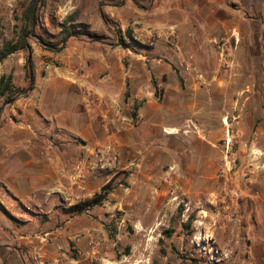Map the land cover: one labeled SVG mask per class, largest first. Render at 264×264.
Segmentation results:
<instances>
[{
  "label": "crops",
  "instance_id": "1",
  "mask_svg": "<svg viewBox=\"0 0 264 264\" xmlns=\"http://www.w3.org/2000/svg\"><path fill=\"white\" fill-rule=\"evenodd\" d=\"M231 1L238 0H89L80 6L85 34L110 38L114 22L124 39L130 28L141 44L76 36L60 52L40 48L39 57L34 54V89L0 114V202L29 225L17 226L0 211L1 260L17 252L24 262L22 248L31 244L40 250V263L59 264L60 249L73 248L71 261L60 264H95L90 244L103 240L101 264H126L129 256L115 248L127 234L121 236L124 224L133 219L135 226L157 231V214L176 208L174 201L181 199L183 212L197 211L193 241L208 240L207 254L218 263L264 264V188L244 191L229 205L233 219L220 214L217 220L202 201L205 181L217 179L219 143L229 129L218 100L234 108L235 94L264 91V44L255 37L264 30V0L250 17L246 9L230 12ZM222 10L228 17L219 16ZM225 33L245 36L244 52L239 55L238 44L230 70L209 59L215 55L213 41ZM155 35L159 39L145 46ZM185 59L200 66L207 84L184 80L178 64ZM83 89L95 92L101 103H87ZM111 139L117 141L120 164L103 169L95 153ZM109 183L112 191L102 205L72 210ZM114 211L125 215L120 235L109 241L105 226ZM147 218L152 221L146 224ZM128 247L134 256V247L126 252Z\"/></svg>",
  "mask_w": 264,
  "mask_h": 264
},
{
  "label": "rangeland",
  "instance_id": "2",
  "mask_svg": "<svg viewBox=\"0 0 264 264\" xmlns=\"http://www.w3.org/2000/svg\"><path fill=\"white\" fill-rule=\"evenodd\" d=\"M31 1L32 0H0V51L5 42L11 40L16 41L19 38L21 29L24 26L22 16ZM88 1L89 0H42L38 13L39 21L36 29L37 34L42 36L51 45L61 46L64 37L62 23L78 6L80 9V6L87 5L89 3ZM260 1L261 0H252L251 10V2L245 4L244 0H238L236 1L237 3L231 1L230 4L228 3L229 7L227 9H229L230 12L238 11V9H246L248 17L251 15L255 16L257 5L260 4ZM143 6L146 8L147 4ZM225 12L226 11L223 10L220 11L219 16L228 17ZM109 23L111 26L113 25V29L109 30L112 37H103L104 40L102 41L106 40L111 43H119V37H123L120 31L121 28L114 22ZM192 26L196 27L198 25L192 24ZM202 27L200 26V28ZM202 29L205 31L204 28ZM129 30L130 28L126 31L127 38L124 39L123 37L124 42L128 41L132 45H140V41L129 37ZM179 30L180 29H178V31ZM255 37L257 38V42L261 40L264 44V30L262 34L258 33ZM174 38L175 40H173L172 43L174 47L178 49V36L174 35ZM243 38H245L243 35L238 38L234 34H222L213 41V45H211L210 49L215 55L212 56L214 59L210 57L209 59L218 62L221 70L232 69L235 65L234 51L236 46L238 44L241 46L239 55L244 52L242 47L244 42ZM158 39L159 35H155L144 44L145 46H150ZM29 42L32 47L33 56L37 54V57H39L38 50L40 48L47 50L43 48L42 42L37 37L30 36ZM206 50H209V48H206ZM223 51H225V56ZM26 58L27 52L20 51L8 57L3 63H0V77L4 72L8 75L13 74L14 86L18 90L24 89L17 98L22 97L29 86V81L25 75V68H23V65L26 64ZM190 63H193V65ZM226 64L231 65V67L226 68ZM178 65L180 69L186 72L184 73V80L190 78L193 82L200 84H203L204 80H206L202 69L194 60L185 59L179 62ZM204 83L207 84L206 82ZM188 84L190 85V82ZM192 88L194 90V87ZM188 90L190 91L191 89ZM234 97L236 104L234 108L226 107V105L221 104L222 101L225 103L226 99L218 100L222 108L221 113L225 118H223V122L225 123L224 126L230 129L231 137L233 138V147L231 151L232 170L225 177H220L218 172L217 179L213 182L209 181L210 184H207V181H205L206 191L202 200L205 202V208L210 207L214 209V213L219 216L216 217L217 220L223 214L233 219V217L229 215L231 211L229 205L242 198L244 191L256 192L264 188V91L262 94H235ZM4 100L5 97L0 98V114L2 110L8 106L5 105ZM225 120H227L228 123L225 122ZM190 125L194 128L192 123ZM188 129L190 128L188 127ZM225 134H227V131ZM223 144L224 141L219 143L221 148L219 170L223 165ZM215 181L216 185H214ZM112 187L113 186L110 185V190H112ZM212 191H215V194H212ZM174 202L176 203V208L174 207L169 211L164 209L157 214L158 216L155 218V222L159 221L160 223L158 227L159 230L157 231H153L152 228H148L147 225L144 229L139 226L137 227L133 224V219L128 220L124 224L122 228L123 234H121V236H124L125 233L127 234L125 239L119 241L115 248L122 251L123 256H129L128 259H125L126 264H221L218 263L216 258H212V255L207 254V252H209L208 247L211 246L208 240L205 241L206 243L201 241V243L198 244L193 241L195 230L192 229V225L196 220L197 211L190 210L187 211L186 214V211L183 212L186 208L184 206L185 202L181 199H176ZM112 214V221L105 226V230L109 234V241L114 238L116 239V237L120 235L122 231L119 229L120 222L125 215L124 212L121 211H114ZM210 214L214 215L213 212H210ZM191 216L194 217V220L188 226ZM205 218H207V216H205ZM183 219L185 223H182ZM19 220L22 222L21 225L14 224L22 227L29 226L26 221ZM148 221L151 222L152 219L148 220L147 218L145 220L146 224ZM172 227H176L175 231L179 233L177 236L174 235L171 238L165 235V231L172 229ZM182 233L186 235L183 239L185 243L182 239L178 238ZM98 239L102 240L101 238ZM127 246L134 247V256L131 251L129 254L126 252ZM204 246L206 251L204 253L200 251L201 253L197 254L196 252L198 250H203ZM106 247L107 244L102 240V245L95 252L96 255L93 259L95 264L102 263V258L106 255ZM22 250L24 262L20 259L19 253L16 252V256L12 259H6V261L0 259V264H49L47 262L40 263V250L34 251L31 244L28 245V248H22ZM59 252L62 254L59 264L62 262H70L75 254L73 248L67 252L61 248ZM210 252L212 253V251Z\"/></svg>",
  "mask_w": 264,
  "mask_h": 264
},
{
  "label": "trees",
  "instance_id": "3",
  "mask_svg": "<svg viewBox=\"0 0 264 264\" xmlns=\"http://www.w3.org/2000/svg\"><path fill=\"white\" fill-rule=\"evenodd\" d=\"M41 4H42V0L31 1L30 5L24 11L22 16V21H24V26L21 29L19 38L16 41L11 40L5 42L2 50L0 51V63H3V61H5L8 57L20 51L27 52L25 69H26V77L30 85L29 92L34 89L35 79H36L35 64L32 55V47L29 42L30 36H34L40 39V41L43 43V48L53 52H60L62 49H64L67 40L71 37H76V36L81 37L86 35L89 39L92 40H104L102 36L85 34L86 25L79 22L81 16V10L77 8L71 15L66 17L64 22L62 23V32L64 34V37L61 42V46L51 45L42 36H39L36 32L39 21L38 13L40 11ZM102 17L104 22L107 23L108 22L107 18L104 15H102ZM128 34L131 39H134L129 31ZM119 40L120 42L118 45H123L125 43L122 36L119 37ZM13 81H14L13 74H9V75L4 74L0 78V98L5 97L4 100L5 105L13 104L16 101L17 97L20 95V93L24 91V89L18 90L14 86ZM110 191L111 190L109 184L103 188L102 193L97 194L90 199H87L85 202L81 204H77L73 206L72 210L77 212H82L86 207L102 205L103 202L108 199ZM0 211H2L14 223L18 225L22 224V222L18 218H16L11 212H9L1 202H0ZM193 220L194 217L191 216L188 226L193 222ZM174 232L175 229L174 227H172V229L165 231V235L170 237L171 234ZM129 250L130 247L127 248V252H129Z\"/></svg>",
  "mask_w": 264,
  "mask_h": 264
},
{
  "label": "built area",
  "instance_id": "4",
  "mask_svg": "<svg viewBox=\"0 0 264 264\" xmlns=\"http://www.w3.org/2000/svg\"><path fill=\"white\" fill-rule=\"evenodd\" d=\"M223 54L225 56V51H223ZM190 64L193 65V63H190ZM225 67L230 68L231 65L226 64ZM82 94L85 96L87 103H92L95 101L101 103V101L98 98V95L91 90L83 89ZM117 131H118V129H117V127H115L114 132H117ZM223 141H224V144H223L224 149H223V157H222L223 165H222L221 169L219 170V176L220 177L227 176V174H229L232 170L231 151H232V147H233V138L231 137L230 129L227 130L226 137ZM95 158L97 159V164H99L100 168H103V169H115V168H117L120 164V154H119V150H118L117 141L115 139L108 140V142H106L103 146L98 148V150L95 153ZM77 171L79 172L81 177H83V178L85 177V174L83 173L81 166L78 167ZM109 184H107V185H109ZM90 245H91L92 250L94 252H96L100 248V246L102 245V242L101 241H92V243Z\"/></svg>",
  "mask_w": 264,
  "mask_h": 264
},
{
  "label": "water",
  "instance_id": "5",
  "mask_svg": "<svg viewBox=\"0 0 264 264\" xmlns=\"http://www.w3.org/2000/svg\"><path fill=\"white\" fill-rule=\"evenodd\" d=\"M43 44V43H42ZM29 92V88H27L26 90H25V94H27Z\"/></svg>",
  "mask_w": 264,
  "mask_h": 264
},
{
  "label": "bare ground",
  "instance_id": "6",
  "mask_svg": "<svg viewBox=\"0 0 264 264\" xmlns=\"http://www.w3.org/2000/svg\"><path fill=\"white\" fill-rule=\"evenodd\" d=\"M225 122H227V123H228V121H227V120H225Z\"/></svg>",
  "mask_w": 264,
  "mask_h": 264
}]
</instances>
